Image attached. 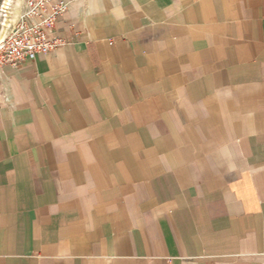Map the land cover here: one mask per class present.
Instances as JSON below:
<instances>
[{
  "label": "crops",
  "instance_id": "0c3cea01",
  "mask_svg": "<svg viewBox=\"0 0 264 264\" xmlns=\"http://www.w3.org/2000/svg\"><path fill=\"white\" fill-rule=\"evenodd\" d=\"M58 28L0 76V264H264V0H70Z\"/></svg>",
  "mask_w": 264,
  "mask_h": 264
},
{
  "label": "built area",
  "instance_id": "2783aa9c",
  "mask_svg": "<svg viewBox=\"0 0 264 264\" xmlns=\"http://www.w3.org/2000/svg\"><path fill=\"white\" fill-rule=\"evenodd\" d=\"M69 7L70 0H23L18 16L8 22L6 37L0 39V76L6 66L17 68L68 45L58 26ZM3 27L0 22V35Z\"/></svg>",
  "mask_w": 264,
  "mask_h": 264
},
{
  "label": "bare ground",
  "instance_id": "6f19581e",
  "mask_svg": "<svg viewBox=\"0 0 264 264\" xmlns=\"http://www.w3.org/2000/svg\"><path fill=\"white\" fill-rule=\"evenodd\" d=\"M22 2L23 0H18L17 3L15 4V6L12 8L13 4H14V0H5V3H4V6H3V13L6 14V18H7V21L5 23V25L3 24V32L0 36V39H4L7 35V30H8V25H9V20L12 19L14 20L19 12H20V8L22 6ZM13 15V16H12Z\"/></svg>",
  "mask_w": 264,
  "mask_h": 264
},
{
  "label": "rangeland",
  "instance_id": "374dc122",
  "mask_svg": "<svg viewBox=\"0 0 264 264\" xmlns=\"http://www.w3.org/2000/svg\"><path fill=\"white\" fill-rule=\"evenodd\" d=\"M18 0H14V4L12 6V8L15 6V4L17 3ZM5 0H0V22H3V24L5 25L7 18L5 17L6 14L3 13V6H4ZM2 34V33H1ZM1 36V35H0Z\"/></svg>",
  "mask_w": 264,
  "mask_h": 264
}]
</instances>
